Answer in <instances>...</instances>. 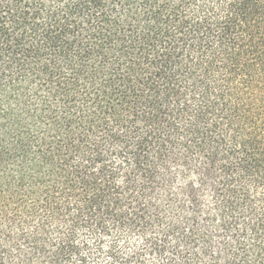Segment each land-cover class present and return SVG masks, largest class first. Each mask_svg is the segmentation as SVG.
<instances>
[{"label":"trees","instance_id":"16d2710c","mask_svg":"<svg viewBox=\"0 0 264 264\" xmlns=\"http://www.w3.org/2000/svg\"><path fill=\"white\" fill-rule=\"evenodd\" d=\"M0 264H264V0H0Z\"/></svg>","mask_w":264,"mask_h":264}]
</instances>
